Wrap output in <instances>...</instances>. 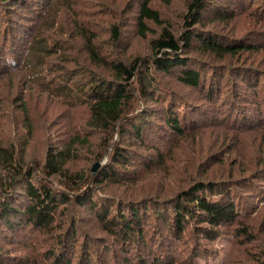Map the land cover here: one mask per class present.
Returning <instances> with one entry per match:
<instances>
[{"label": "trees", "instance_id": "16d2710c", "mask_svg": "<svg viewBox=\"0 0 264 264\" xmlns=\"http://www.w3.org/2000/svg\"><path fill=\"white\" fill-rule=\"evenodd\" d=\"M244 1L0 0V264H264Z\"/></svg>", "mask_w": 264, "mask_h": 264}, {"label": "rangeland", "instance_id": "374dc122", "mask_svg": "<svg viewBox=\"0 0 264 264\" xmlns=\"http://www.w3.org/2000/svg\"><path fill=\"white\" fill-rule=\"evenodd\" d=\"M225 4L224 5H227L228 3V0H225ZM248 1L249 0H245L244 2H239V6H242V7H249V4H248ZM252 4V3H250ZM238 19L240 22H244L246 19H244V17L242 16H238ZM230 75L234 76L235 79H237L238 81L240 80V76L238 77L237 75H235L233 73V71L231 73H229ZM225 76L226 75H223V76H219L217 78L218 79H221L224 78L225 79ZM225 83V81H223ZM106 160V159H105ZM230 244H231V238L229 237H223V238H220L217 242H216V246L218 247L219 249V254L214 257V258H209V259H202V260H198L196 262V264H225V259H226V255L228 254V251L230 249ZM178 247H180L179 251L177 252V261L178 263H183V264H189L187 262V260L185 259L184 257V254L182 252L183 250V244L181 241L178 242Z\"/></svg>", "mask_w": 264, "mask_h": 264}, {"label": "water", "instance_id": "95a60500", "mask_svg": "<svg viewBox=\"0 0 264 264\" xmlns=\"http://www.w3.org/2000/svg\"><path fill=\"white\" fill-rule=\"evenodd\" d=\"M99 166H100V164H99V163H98V164H96V165L94 166V168H93V172H95Z\"/></svg>", "mask_w": 264, "mask_h": 264}]
</instances>
